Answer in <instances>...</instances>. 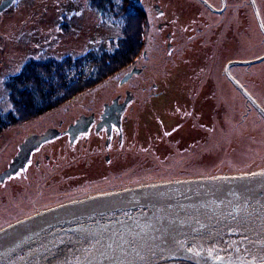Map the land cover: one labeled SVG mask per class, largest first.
<instances>
[{"label":"rangeland","instance_id":"obj_1","mask_svg":"<svg viewBox=\"0 0 264 264\" xmlns=\"http://www.w3.org/2000/svg\"><path fill=\"white\" fill-rule=\"evenodd\" d=\"M88 1L17 0L0 12V109L10 108L6 79L27 60L79 56L115 36L90 10ZM208 1L221 8V0ZM133 2L146 11L150 26L147 58L138 57V65H146V69L125 85L133 91L135 100L130 121L123 127L124 144L112 152L113 165L99 166L97 175L108 173L107 183L115 182L124 188L161 180L247 172L264 163V120L224 73L230 60L264 54V35L250 1L226 0V10L220 15L198 0ZM256 3L264 22V0ZM155 4L164 10L163 15L156 14ZM165 21L167 27L158 31V24ZM167 32L172 33L170 51L163 34ZM131 70L132 66L59 108L4 131L0 135V173L19 133L41 127L42 122L49 124L53 118L82 112L83 104L93 109L100 107L119 92L120 80ZM231 72L264 106V62L233 68ZM154 83L158 89L152 88ZM159 91L164 92L163 96L154 97L153 93ZM98 147L101 149L94 144L92 150L101 156L103 152ZM87 170L88 181L95 184L97 176L92 168ZM72 172L82 173L75 167ZM116 172L118 177L113 179ZM3 187L0 183V190ZM7 224L0 219V228Z\"/></svg>","mask_w":264,"mask_h":264},{"label":"water","instance_id":"obj_2","mask_svg":"<svg viewBox=\"0 0 264 264\" xmlns=\"http://www.w3.org/2000/svg\"><path fill=\"white\" fill-rule=\"evenodd\" d=\"M14 1L3 0L0 12ZM200 1L216 14L226 8V0L221 8ZM249 1L264 35L256 0ZM262 62L264 54L230 60L224 73L264 120V106L231 72ZM141 71L134 67L120 84ZM53 131L29 136L0 182L24 169L38 145L60 135ZM0 264H264V163L247 172L141 183L42 209L0 228Z\"/></svg>","mask_w":264,"mask_h":264},{"label":"flooded vegetation","instance_id":"obj_3","mask_svg":"<svg viewBox=\"0 0 264 264\" xmlns=\"http://www.w3.org/2000/svg\"><path fill=\"white\" fill-rule=\"evenodd\" d=\"M198 1L204 5L200 0ZM154 10L157 15H163L164 10L160 9L157 4L154 5ZM167 25L168 22L166 21L158 24V31L163 32ZM163 34L167 40V51H170L173 47L171 42L172 33ZM147 55V49H143L142 58H147ZM136 61L132 69L136 67L142 69V71L135 74L127 83L120 84L119 92L113 98L101 104L100 107L93 109V106L83 104L80 110L85 112L72 113L66 115V118H59L58 120L53 118L49 121V124L42 122L43 126L27 129L24 133L17 135L13 152L9 154L2 172L8 169L13 158L18 154L20 145L29 136L42 135L51 129L56 130L53 131L54 134H60L38 145L32 151L24 169H20L17 173L0 182L4 185L0 190L1 220L6 223L15 222L45 208L120 188L115 182L111 184V182L107 183L105 181L108 178V173L104 176H98L97 169L100 168L99 166H103L104 163L107 164L106 167L113 165L112 152L120 149L124 144L123 127L130 121L135 100L133 91L125 85L134 77L140 76L146 69V65H138L139 58H136ZM152 88L158 89V84H152ZM163 94L162 91L153 93L156 98L163 96ZM127 98L130 101L124 104ZM81 117V124L79 123L80 125L78 124L75 128ZM94 144L101 146V149L98 147L103 152L101 156L93 152ZM74 167L79 168L82 173L74 175L75 173L72 172ZM88 167L92 168L91 171H94V175L97 176L94 178L95 184L88 181L90 174V171L87 170ZM113 175V179L118 177L117 172ZM96 184L106 185L95 186Z\"/></svg>","mask_w":264,"mask_h":264},{"label":"trees","instance_id":"obj_4","mask_svg":"<svg viewBox=\"0 0 264 264\" xmlns=\"http://www.w3.org/2000/svg\"><path fill=\"white\" fill-rule=\"evenodd\" d=\"M88 6L115 36L79 56L27 60L6 79L10 108L0 109V135L121 74L146 49L150 27L147 13L133 0H89Z\"/></svg>","mask_w":264,"mask_h":264},{"label":"snow or ice","instance_id":"obj_5","mask_svg":"<svg viewBox=\"0 0 264 264\" xmlns=\"http://www.w3.org/2000/svg\"><path fill=\"white\" fill-rule=\"evenodd\" d=\"M169 133H166V135H168ZM189 250H191V249H189Z\"/></svg>","mask_w":264,"mask_h":264}]
</instances>
